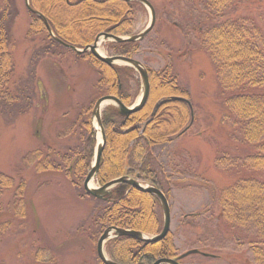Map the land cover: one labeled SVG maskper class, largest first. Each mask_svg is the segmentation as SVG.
<instances>
[{
    "label": "rangeland",
    "instance_id": "1",
    "mask_svg": "<svg viewBox=\"0 0 264 264\" xmlns=\"http://www.w3.org/2000/svg\"><path fill=\"white\" fill-rule=\"evenodd\" d=\"M149 2L155 10V23L138 41L132 57L150 69L169 66L179 87L188 92L194 117L187 131L149 150L170 191V230L178 253L196 244L201 247L195 248L219 256L207 259L192 254L182 264H255L249 243L253 231L219 220L215 194L238 179L258 177L245 165L246 156L257 152V146L243 140L239 120L224 106L225 93L208 53L193 32L184 28L199 17L194 5L189 0ZM14 4L11 88L25 86L34 76L30 85L33 100L24 114L18 115V110L12 112L15 116L0 112V172L16 182L25 181L23 218H16L11 208L7 211L13 189L0 199L4 209L0 223L9 221L0 234V264H99L96 241L89 238L95 202L73 186L63 171H36L33 165L23 166L21 158L40 149L43 155L51 153L58 160V153L80 149L86 118L79 113L84 109L91 113L94 102L107 94L95 88L99 74L89 61L68 51H61L60 57L44 54L45 34L26 38L29 13L24 0H14ZM133 15L131 34H137L148 25L150 13L139 6ZM261 24L264 29V17ZM109 43L105 40L98 45L101 55H112ZM129 83L132 106L141 94L135 71ZM108 105L114 106L106 102L102 110ZM90 125L92 163L100 132L92 116ZM97 185L93 180V186ZM194 213L200 217L193 218Z\"/></svg>",
    "mask_w": 264,
    "mask_h": 264
},
{
    "label": "trees",
    "instance_id": "2",
    "mask_svg": "<svg viewBox=\"0 0 264 264\" xmlns=\"http://www.w3.org/2000/svg\"><path fill=\"white\" fill-rule=\"evenodd\" d=\"M33 11L29 13L26 38L45 34L44 54L61 56L72 52L64 44L83 48L91 44L100 33L114 36H130L136 7H143L136 0H28ZM149 1V0H148ZM198 12L197 20L190 26L199 45L205 50L213 65L215 77L224 94V106L238 120L243 140L257 146V152L247 155L246 167L258 173L238 179L218 190L215 199L219 220L253 231L249 241L255 264L264 262V0H189ZM16 14L14 0H0V112L12 114L18 110L24 114L31 105L34 79L11 88L14 65L10 45L13 19ZM199 20V21H198ZM50 27V35L46 29ZM138 41L111 42L108 50L112 55L132 57ZM62 51V52H61ZM73 53V52H72ZM96 68L99 78L97 91L117 97L124 105L133 102L130 80L134 69L112 65L97 60L90 53L76 54ZM149 80V96L144 106L126 117L117 108L108 105L101 112L105 145L101 154L96 182L103 185L124 175L138 176L143 182L159 189L169 199L170 191L163 182L153 155L155 145L168 143L190 121V109L181 100H168L176 96L188 99L187 90L179 87L171 68L155 70L145 66ZM137 82V81H136ZM163 101L156 109L157 102ZM7 109V110H6ZM3 114V113H2ZM16 113L12 115L15 116ZM79 116L85 117V137L80 149L72 153L42 154L40 149L27 152L23 166L36 171H63L73 186L83 190L84 177L91 166L93 131L91 113L84 109ZM134 171H136L134 173ZM13 189L12 200L7 204L18 219L24 216L25 181H15L12 176L0 172V199ZM86 194V193H85ZM87 195V194H86ZM89 196V195H88ZM94 202L90 216L89 238L93 242L107 227L141 232L147 236L158 234L162 228V212L158 199L145 191L125 183L115 185L111 194L102 198L89 196ZM4 211L0 201V214ZM193 218L200 217L197 213ZM9 221L0 223V234ZM194 227V226H193ZM199 243V240L197 241ZM195 247H201L200 245ZM194 247V248H195ZM193 249V248H190ZM201 253L213 254L195 248ZM106 256L118 264H152L158 258L175 259L180 253L169 231L157 242H143L130 236H116L104 245ZM41 253V251H37ZM36 253V254H37ZM203 256V255H202ZM216 257H219L216 255ZM208 259V257H205ZM36 259V258H35ZM182 264V260L179 261ZM99 264H102L99 261Z\"/></svg>",
    "mask_w": 264,
    "mask_h": 264
},
{
    "label": "water",
    "instance_id": "3",
    "mask_svg": "<svg viewBox=\"0 0 264 264\" xmlns=\"http://www.w3.org/2000/svg\"><path fill=\"white\" fill-rule=\"evenodd\" d=\"M123 1H132V0H123ZM140 2L144 7H146L149 10L150 13V21L148 25L139 33L133 34L130 36L126 37H121V36H114L111 34L107 33H100L98 34L94 41L91 44H88L84 48L80 49L72 45L64 44L63 45L70 50H72L76 54H81L84 52L89 51V53L95 57L97 60L105 63L108 66H112L115 64H122L125 66L132 67L139 75L140 82H141V94L137 102H135L132 106H126L124 105L117 97L113 95H104L99 97L93 104L91 115L94 117L95 122L97 127L99 128L100 132V142L96 143L95 146V153H94V159L93 162L87 171L84 180H83V190L84 192L94 198H102L106 195L111 194V189L120 183H125L128 184L132 187L138 188L142 191H145L147 193H150L154 195L158 201L159 205L161 208L162 212V228L161 231L154 235V236H147L141 232L138 231H133V230H127V229H121L117 227H107L104 229V231L99 235V237L96 240V246H95V252H96V257L102 264H118L113 261H111L105 254L104 251V244L116 237V236H130L132 238H135L136 240H140L143 242H157L160 241L162 238L165 237V235L170 231V207L167 198L165 195L157 188L146 185L143 186L139 183L138 181V176H135L134 178L129 177V176H121L118 178H114L112 180L107 181L101 186L94 187L90 186L89 183L95 179L97 172H98V167H99V162L101 158V154L105 145V135H104V130L102 127L101 123V110L102 106L104 103H112L113 105L116 106L117 108V113L122 116L126 117L127 115L136 112L140 110L144 104L146 103L148 96H149V80H148V73L144 67V65L136 60L133 57H126V56H121V55H113V56H105L101 55L98 53V45L105 40H110L114 42H122V41H129V42H135V41H140L142 40L152 29L154 23H155V11L153 6L148 0H136ZM25 7L29 11H33L35 14L40 15L37 11H34L30 8L28 0H24ZM46 29L50 35L52 34V31L50 27L46 24ZM168 100H181L184 101L189 109H190V121L188 125L179 133L181 134L182 132L186 131L190 125L193 122V111H192V106L189 102V100L182 98V97H176L172 96L169 97ZM163 101H159L155 105V109L162 104ZM192 254H201L203 256H208L206 253H201L199 250L193 248L190 250H187L181 254H179L175 259H167V258H158L156 259L152 264H180L179 261L189 255ZM211 257V256H210Z\"/></svg>",
    "mask_w": 264,
    "mask_h": 264
},
{
    "label": "bare ground",
    "instance_id": "4",
    "mask_svg": "<svg viewBox=\"0 0 264 264\" xmlns=\"http://www.w3.org/2000/svg\"><path fill=\"white\" fill-rule=\"evenodd\" d=\"M98 52H99V50H98ZM100 53V52H99ZM98 142H100V139L98 140ZM89 185L90 186H93V181H91L90 183H89Z\"/></svg>",
    "mask_w": 264,
    "mask_h": 264
}]
</instances>
